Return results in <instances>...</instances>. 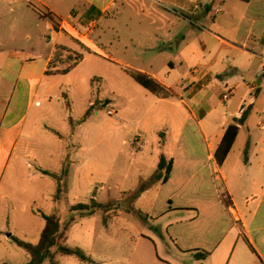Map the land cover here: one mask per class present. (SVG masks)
Returning <instances> with one entry per match:
<instances>
[{
	"label": "crops",
	"instance_id": "obj_1",
	"mask_svg": "<svg viewBox=\"0 0 264 264\" xmlns=\"http://www.w3.org/2000/svg\"><path fill=\"white\" fill-rule=\"evenodd\" d=\"M239 2L0 0V154L6 155L0 189L14 156L25 163L29 155L38 163L42 144L53 158L56 147L82 130L71 155L62 152L59 159L61 170L71 159L69 194L91 192L116 177L120 201L153 177L162 157L173 160L166 183L150 187L132 209L102 220L106 237L121 224V231L127 228L137 242L152 247L149 254L161 264H264V0ZM201 9L206 13L196 22L185 16ZM91 24L84 42L79 35ZM97 31L107 45L92 40ZM59 47L83 56L67 74L60 73L66 58L55 60ZM165 57L168 66L161 63ZM95 63L105 74L114 67L124 73H117L118 82L111 79L122 87L124 102L110 99L105 162L95 156L92 132L99 88L110 79L100 77ZM177 64L185 71L178 72ZM129 69L148 74L173 95L151 93ZM76 101L82 104L78 118L72 111ZM93 106L89 119L78 124ZM245 109L235 144L219 164L226 131ZM21 110L23 117H11ZM97 213H80L73 224L84 227ZM132 215L138 227L125 218Z\"/></svg>",
	"mask_w": 264,
	"mask_h": 264
},
{
	"label": "rangeland",
	"instance_id": "obj_2",
	"mask_svg": "<svg viewBox=\"0 0 264 264\" xmlns=\"http://www.w3.org/2000/svg\"><path fill=\"white\" fill-rule=\"evenodd\" d=\"M230 2H236L241 4L239 1L230 0ZM220 8V4L217 2L215 4V10ZM206 13V9H201L196 12L195 15L190 12H186L185 16L193 19L195 22V17L200 16L201 14ZM235 17L241 15V8L238 9V12H234ZM115 15H112L114 17ZM204 17H207L205 15ZM209 21V20H208ZM210 22V21H209ZM180 23V21H179ZM209 24H203V27H208ZM185 26L184 24L182 25ZM81 29V27H79ZM185 28V27H184ZM83 31V29H81ZM210 32L216 34L213 30ZM100 31H97L96 34L92 36V40L98 44L107 45L103 40L99 38ZM115 37H113L114 40ZM114 46H118V41H112ZM120 56V51L115 52ZM126 61H133L134 58H129L123 56ZM170 60L168 58H163L161 63L169 64ZM95 69L98 70L97 73H100V77L107 78L110 80L104 83L102 88H99L97 95L101 96V100L97 99L96 102L110 101L114 99V104H123L124 100L122 97H119V91L121 92V86H116L115 82L111 80L112 78L118 80L117 67H114L115 70L105 74V68L99 64H94ZM178 72H184L186 66H181L177 64L176 66ZM118 82V81H117ZM133 82V81H132ZM120 87V88H119ZM102 103V104H103ZM82 104L78 101L72 105V111L75 114V118L81 117ZM23 108V107H22ZM25 108V107H24ZM100 108V114L94 118L95 126L93 128V140L92 144L96 145V154L101 162H105L107 156L105 150L109 144L108 134H110V122L111 117L108 112L112 110V106ZM24 110L13 113L11 117H23ZM106 130V132H104ZM108 130V132H107ZM41 132H43L41 130ZM81 132H76L72 136H68L63 145H59L55 148V155L53 158L45 155V147H41L42 150L39 154V162L33 161V158L27 155L25 158L27 162L21 163L17 156H14L10 164L7 166L5 173L2 178V184L0 189V264H25L29 261V255L21 249L15 241L12 239L13 236H16L20 240L38 244L40 240V235L44 229L45 222L37 214V211H41L48 215L56 214L62 225H66L72 219H79L80 213L70 211L72 206L79 203H88L90 204L93 196H96L97 201L105 206H108V211L100 210L97 213L95 218H92L86 226L81 227L79 225L70 226L67 232V241L66 245L72 248H80L88 256L94 259L98 264H161L159 261H155L154 252L149 254V250L154 251L152 247H149L145 243L137 242V239L132 237V234L129 231H126L127 228H124V232L118 226H115L112 231L109 233V237H106L107 233L103 230V219H111L113 216L117 215L118 212L122 210L132 209L134 200L132 199V192L126 194L122 197L120 201H116L119 198L121 190L115 188L116 186V177L114 180L109 183L99 184L94 187L91 192H83L79 195L74 194V191L63 198V202L57 205L54 201V195L56 193V182L41 173L43 171H50L52 173H57L61 170L62 162L59 161L60 156L62 155H71L70 146H74L75 141H78ZM110 137V136H109ZM64 146V147H63ZM6 155L0 154V169H2ZM125 160L124 155L122 154L118 159V167H123V161ZM67 167H71V159L68 157ZM106 172L105 170H103ZM74 173V170H72ZM106 174L103 178H106ZM105 180V179H104ZM107 181V180H105ZM122 188L127 189L131 186L129 184H121ZM120 187V186H119ZM118 187V188H119ZM97 188V189H96ZM68 185V190H69ZM82 216V215H81ZM124 218V217H123ZM125 218L131 221V225L138 227L137 215L133 217L125 216ZM122 222V221H121ZM10 235V236H9ZM10 240L9 242H7ZM56 260L60 264H83L75 257H66L58 255ZM48 264V263H47Z\"/></svg>",
	"mask_w": 264,
	"mask_h": 264
},
{
	"label": "trees",
	"instance_id": "obj_3",
	"mask_svg": "<svg viewBox=\"0 0 264 264\" xmlns=\"http://www.w3.org/2000/svg\"><path fill=\"white\" fill-rule=\"evenodd\" d=\"M244 3H249L251 0H238ZM63 58H66L67 63L66 68L60 73L67 74L71 71L83 58L80 54L70 53L65 50V48H58L57 56L55 60L61 61ZM129 75L143 88L150 91L151 93L159 96V97H170L173 93L165 88L162 84H160L153 77L148 74L136 71V70H127ZM259 88H257L255 95H258ZM96 109V107H91L84 117L78 122V124H82L86 122L91 116L92 112ZM247 110H243L242 117L237 120V124L231 125L224 136V139L217 151L216 157L219 164H222L228 154L230 153L237 136L239 134L240 125H243L246 119ZM71 125L74 127L75 124L71 121ZM173 169V160L168 161L165 157H162L160 163L158 165L157 172L153 175V177L146 182H143L139 188L132 192V199L136 201L145 191H147L150 187H152L157 182L166 183ZM43 175L50 177L56 182V193L54 195L55 202H63V194H69L68 185H69V176H70V168L65 166L61 170L60 173H52L50 171L41 170ZM109 207L105 206L96 200H91L90 204H77L72 206V212L81 213L82 217H91L94 216L98 211L105 210L108 211ZM37 214L44 220L45 226L40 235V240L38 244H32L23 240H20L16 236H13L12 239L15 243L23 249L29 255V261L25 264H60L56 258L58 255L66 256V257H75L81 263L84 264H97L95 260H93L90 256H88L83 250L80 248H72L66 245L67 241V232L70 226L74 223V219H72L66 225L61 224L60 218L54 215H48L41 211H37ZM205 255L199 256L200 259H203ZM8 264V263H2Z\"/></svg>",
	"mask_w": 264,
	"mask_h": 264
},
{
	"label": "built area",
	"instance_id": "obj_4",
	"mask_svg": "<svg viewBox=\"0 0 264 264\" xmlns=\"http://www.w3.org/2000/svg\"><path fill=\"white\" fill-rule=\"evenodd\" d=\"M93 29H94V25L93 24L89 25L87 27V32L79 35V39H81L84 42H89ZM226 98H227V96H226Z\"/></svg>",
	"mask_w": 264,
	"mask_h": 264
},
{
	"label": "water",
	"instance_id": "obj_5",
	"mask_svg": "<svg viewBox=\"0 0 264 264\" xmlns=\"http://www.w3.org/2000/svg\"><path fill=\"white\" fill-rule=\"evenodd\" d=\"M101 101H97L94 105L96 106V107H98V106H100L101 105ZM110 104V101H106L104 104H102L103 105V107H106V106H108ZM10 236V235H9Z\"/></svg>",
	"mask_w": 264,
	"mask_h": 264
}]
</instances>
